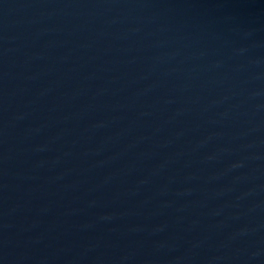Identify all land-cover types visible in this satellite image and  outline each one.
I'll return each instance as SVG.
<instances>
[{
  "label": "water",
  "instance_id": "1",
  "mask_svg": "<svg viewBox=\"0 0 264 264\" xmlns=\"http://www.w3.org/2000/svg\"><path fill=\"white\" fill-rule=\"evenodd\" d=\"M0 264H264V0H0Z\"/></svg>",
  "mask_w": 264,
  "mask_h": 264
}]
</instances>
